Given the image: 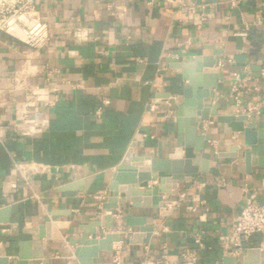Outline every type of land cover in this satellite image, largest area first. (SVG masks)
Listing matches in <instances>:
<instances>
[{"label":"crops","instance_id":"obj_1","mask_svg":"<svg viewBox=\"0 0 264 264\" xmlns=\"http://www.w3.org/2000/svg\"><path fill=\"white\" fill-rule=\"evenodd\" d=\"M185 4L196 5V12ZM263 6L264 0H38L49 42L32 49L8 35L0 38V127L7 129L0 139V210L11 209L8 222H0V259L16 264L18 245L26 241L48 264H78L77 245L68 239L102 237L118 225L115 216L108 220L102 204L112 195L109 184L127 152L129 167L139 169L149 159H167L176 148V110L186 86L177 63L197 56L215 59L218 80L205 105L216 106L217 115H235L230 97L235 76L249 77L242 110L263 100ZM16 77L22 90L15 87ZM258 110L251 115L254 121L264 120V105ZM15 124H35V133L23 135ZM226 129L215 116L199 124L209 170L176 181L170 195L162 193L178 204L166 207L167 216L154 207L114 209L121 211L119 224L133 234L138 227L126 225L128 214L153 227L147 245L111 233L119 236L112 249L125 242L121 264L156 260L163 247L177 264H190L180 257L184 249L197 255L194 264L232 259L223 257L219 236L231 233L248 195L264 204V167L251 163L247 173L242 135ZM235 151L238 156L232 157ZM89 177V191L64 190L76 181L85 185ZM99 194L108 198L100 201ZM46 217L49 233L59 238H43L34 246ZM248 246L234 264H264V234L254 235ZM111 251H100L93 264H111Z\"/></svg>","mask_w":264,"mask_h":264},{"label":"water","instance_id":"obj_2","mask_svg":"<svg viewBox=\"0 0 264 264\" xmlns=\"http://www.w3.org/2000/svg\"><path fill=\"white\" fill-rule=\"evenodd\" d=\"M214 65L213 57L203 56H197L190 61L174 65L175 68L181 70L182 78L186 82V86L182 89V101L176 110V148L167 159H149L145 167L142 165L139 166V169L129 167V164L132 163L131 150H129L112 176V181L109 184V191L112 195L102 204L103 209L113 214L117 207H154L159 209L160 216H167L168 211L165 204L168 201L162 198V193L170 195L176 181L195 177L198 173H207L209 170V160L202 158L205 137L198 134L199 124L208 120L209 116H215L219 123L224 124L227 128L226 132L242 135L243 145L248 148L243 152L247 173L250 172L251 163L256 162L259 168L264 167V120L254 121L246 115H217L216 106L209 108L205 105V101L210 98L211 87L215 86L218 80L219 68ZM6 131L5 127H0V139L5 137ZM237 156L238 152L235 151L232 157ZM135 163L141 164L140 161ZM91 181V177L86 179L85 185L81 181H76L64 187V190L87 192L90 189ZM149 181H158L159 185L151 188L147 185ZM165 184H168V187H164ZM138 186H142L144 189L139 190ZM118 195L121 197L118 198ZM10 211V207L0 210V222H8ZM110 214L107 215L108 220L111 219ZM125 222L127 226L138 227V232L134 233L127 241L129 244L147 245L149 243L153 227L146 225L144 218L134 219L128 214L125 216ZM50 228V218L46 217L43 225L39 228L38 238L33 243L34 246L39 247L43 238H59L49 233ZM68 233L71 234L72 231ZM115 241H119V236L108 234L98 239L95 233L89 234V237L85 235L78 240L68 239L70 245H77L73 255L78 264H93V260L99 256L100 251H111L112 243ZM30 260H40V264H48L40 252L32 254L28 242L19 243L16 264H30ZM224 260L228 264L235 262L234 259ZM5 263V259H0V264Z\"/></svg>","mask_w":264,"mask_h":264},{"label":"built area","instance_id":"obj_3","mask_svg":"<svg viewBox=\"0 0 264 264\" xmlns=\"http://www.w3.org/2000/svg\"><path fill=\"white\" fill-rule=\"evenodd\" d=\"M168 3H174L175 0H164ZM38 0H11L10 5L7 8V16H4L0 20V33L6 34L16 41L28 46L32 49H39L46 45L50 40V27L46 18L42 17L37 9ZM231 6H234L233 1L230 2ZM184 6L189 12H196V5L185 4ZM202 8V7H201ZM261 13L264 14V6L261 9ZM202 20L205 19L201 14ZM260 23V21H258ZM221 66L222 63L218 62ZM249 80V77L235 76L230 85V97L234 101L235 116L246 115L251 119L252 113L259 112V105H264V99L259 103H248L245 109L242 108V96L246 93L245 83ZM23 81L15 78V87L18 90H22ZM242 110V111H241ZM26 114H23L25 117ZM252 120V119H251ZM15 127L21 131L23 135L35 133V124L31 126H20L15 124ZM184 195L181 194L180 198ZM96 198L100 201L108 198L107 194H99ZM178 204L174 202H168L165 204V208H174ZM167 210V209H166ZM115 216V220L118 221V225L110 231H102V237L96 236L98 239L105 237L113 232L121 233L125 240H128L133 235V231L126 229L119 223L121 222V211L117 210L111 216ZM2 224L0 223V226ZM165 229V228H164ZM2 232H5L4 228H1ZM257 234H264V204H261L254 194H250L246 197L243 207L240 213L235 217L232 231L227 235H220L219 241L223 247V257H231L232 259H240L245 255V252L251 247L248 246L250 239ZM194 242L202 248L201 238L196 236ZM125 242L122 240L119 245L114 247L110 253L111 264H121V249ZM165 247L162 248L161 255L158 259L152 260L147 257L141 262V264H177L169 261L167 258ZM180 257L184 263L194 264L198 257L195 253L184 249L180 253Z\"/></svg>","mask_w":264,"mask_h":264},{"label":"rangeland","instance_id":"obj_4","mask_svg":"<svg viewBox=\"0 0 264 264\" xmlns=\"http://www.w3.org/2000/svg\"><path fill=\"white\" fill-rule=\"evenodd\" d=\"M11 0H0V20L4 17L7 16V8L10 5ZM0 38L1 39H6L7 35L0 33Z\"/></svg>","mask_w":264,"mask_h":264},{"label":"bare ground","instance_id":"obj_5","mask_svg":"<svg viewBox=\"0 0 264 264\" xmlns=\"http://www.w3.org/2000/svg\"><path fill=\"white\" fill-rule=\"evenodd\" d=\"M149 182H151V181H149ZM149 182L147 183V185H149V184H150ZM154 186H156V185H154ZM154 186H153V187H154ZM149 187H151V188H152V186H150V185H149Z\"/></svg>","mask_w":264,"mask_h":264}]
</instances>
